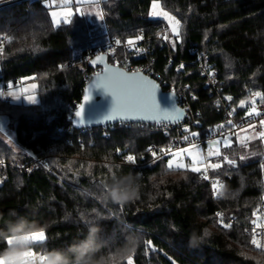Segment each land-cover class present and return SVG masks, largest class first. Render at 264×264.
I'll use <instances>...</instances> for the list:
<instances>
[{"label": "trees", "instance_id": "trees-1", "mask_svg": "<svg viewBox=\"0 0 264 264\" xmlns=\"http://www.w3.org/2000/svg\"><path fill=\"white\" fill-rule=\"evenodd\" d=\"M158 1L182 23L172 66H167L166 50L157 40L168 28L149 17L153 0H105L99 24L74 17L54 26L49 8L38 0L0 8V85L34 83L39 98L32 105L0 99V228L23 217L43 229L45 240L32 248L37 254L83 240L87 225L97 223L108 242L98 255L122 247L129 235L139 238L131 253L133 264H264V254L251 246L245 231L255 219L253 213L264 212L260 138L246 147L238 138L231 139V146L221 149L222 156L212 159L222 162L228 155L236 161L235 166L225 163L212 170L224 185L214 199L199 173L165 172L168 156L149 164L151 144L159 149L169 145L152 124H117L85 132L73 127L85 76L92 71L82 55L106 42L108 35L121 42L139 33L152 39L155 70L164 81L188 87L192 118L200 124L189 130L201 138L225 117L202 88L199 73L191 66L178 70L181 62L214 64L239 118L253 99L264 101V0ZM131 56L119 53L120 58ZM108 62L114 64L110 55ZM257 91L262 97H253ZM190 119L191 114L187 122ZM5 134L12 136L18 150ZM130 154L136 157L134 164L125 159ZM129 173L139 175L135 198L124 203L106 199L104 185L113 175ZM217 213L225 224L233 219L232 226L224 228ZM5 247L0 242V251Z\"/></svg>", "mask_w": 264, "mask_h": 264}, {"label": "snow or ice", "instance_id": "snow-or-ice-1", "mask_svg": "<svg viewBox=\"0 0 264 264\" xmlns=\"http://www.w3.org/2000/svg\"><path fill=\"white\" fill-rule=\"evenodd\" d=\"M86 2V0H75V3L82 4ZM73 3V0H62L61 3H57V0H51V3L46 4L45 6L54 9L50 11V16L52 18V24L54 26H59L61 23H70L69 17L73 14L71 8L68 6ZM79 10V9H78ZM99 18L103 19V13H97ZM151 15L153 17H163L167 20L170 31L174 37L179 38L180 35V27L181 21L177 19L175 16L170 15L167 11H162L160 9V4L158 0H153L152 3V12ZM143 39L142 35H138L134 38H129L126 41V44L132 48H136V42ZM164 40H168L169 36L165 33L162 37ZM121 41L117 40L116 44H120ZM137 51L140 49L136 48ZM92 64H104V56L98 55L95 59L91 61ZM183 68V65L180 66ZM7 92L5 89H0V97L3 96H11L15 99H19V96H15L12 92L13 84L9 83L6 86ZM94 89H103L106 94H110L113 98V103L111 106L110 112L103 118L105 121H113L116 119H143L156 120L159 115H163L165 120L174 121L179 116V109L175 107V104L172 105L170 109H162L161 105L156 97L155 89L156 85L144 77L140 76L138 73H133L132 75H128L115 67L104 66L101 73H98L96 79L90 85V88L87 90V94L84 97V103L80 105V107L75 111L74 115L77 123H83V114L85 111V104H87L92 99V92ZM253 97H262V93L257 91L252 93ZM173 99L174 96L170 95ZM228 100H231V97H227ZM29 103H36V99L34 97H28ZM239 107H245V101H241ZM234 111V110H233ZM232 113H229L231 115ZM246 117L253 116H261V112L256 107V102L253 99L251 102V107L245 113ZM248 124V128H241L240 132H246L248 129H255V124L251 121H246ZM261 126H264V118L259 121ZM228 125L231 126L229 130V134L226 136L223 132H221V138L212 140L209 145L207 152H205L198 148L196 144L190 142V138H194L198 135L196 132L190 131L188 128L184 129V132L187 135L182 136V140L184 142H188L189 146L187 147H177L175 150L172 148L159 149V156L156 151H152V156L154 160L160 159L162 156H168L167 164L165 166L164 171H179V170H190L195 173L201 174L204 180H208V172L209 170L220 169L223 164H228L230 166H235V159H229L228 155H223L222 162H212L213 157H221L222 152L220 151V145L223 144L225 147L231 146L230 136L235 134L238 137V140L241 144L247 146L245 140H251L255 138H260L264 140V131H260L255 133V135L248 136L245 138H240L239 133H233L231 129L237 128L236 125L232 123L231 120L228 121ZM225 126L220 125L218 129H223ZM2 131V129H0ZM187 157L189 163L186 165L184 163V158ZM125 159L130 163L136 162V157L134 155H127ZM241 160L245 159L244 156L240 157ZM264 167V165H262ZM114 177V175H113ZM163 181H161L162 183ZM219 181H213L212 187L214 194H217ZM217 216L220 217V224L224 228H230L232 225L223 223V215L221 213H217ZM253 216L255 219L251 220L252 228H251V240L250 244L254 247L255 250H258L261 254H264V214L260 213V210L257 209ZM247 232L248 229H245ZM23 240H32L35 243H40L45 240L44 230H37L30 232L29 234L21 237ZM8 243H12V238L8 239ZM147 246H151V241L147 242ZM44 256L37 255L35 252L28 251L23 254V260L25 264L28 261L34 262V264H40L44 260ZM127 264H133L132 256L129 255L127 257ZM0 264H5L3 259H0Z\"/></svg>", "mask_w": 264, "mask_h": 264}, {"label": "built area", "instance_id": "built-area-1", "mask_svg": "<svg viewBox=\"0 0 264 264\" xmlns=\"http://www.w3.org/2000/svg\"><path fill=\"white\" fill-rule=\"evenodd\" d=\"M23 1H35V0H0V8L10 6L19 2ZM42 1V0H38ZM107 29V34H109V29ZM167 33V29L164 28L161 32L160 36L158 37V42L166 50V55L168 58L167 66H172L174 63V58L177 53L176 50V42L172 39L164 40L162 39L163 35ZM168 34V33H167ZM138 35H142L143 39L136 42V48L140 49V51H137L136 48H132L126 44V42H121L120 44H116L117 40H113L109 35L107 36L108 39L106 43L98 44L92 48H89L85 51V53L82 55V61L85 64H89L91 60H93L98 55L105 54L107 57L110 55L111 58L114 61L113 65L119 66L123 69H125L128 72H143L147 76L155 79L162 89L166 92H174L177 95L178 103L179 105L187 112V118L185 121L181 123H166V124H152L153 130L157 133L163 134V136L167 139H169V145L168 148H172L175 150L177 147H187L189 146L188 142H184L182 140V136L187 135V133L184 132L185 128L189 129V126L196 125L197 127L200 126V124L195 121L192 116L193 112L191 109V98L188 94V87H181L176 86L173 83H168L167 81H164L156 72L155 70V61L153 59L154 54V47L153 42L151 38L145 37L142 33H139ZM119 51H126L132 53L131 57H125L120 58L118 56ZM192 53H196L195 49H192ZM183 65V68L180 66ZM193 67L195 71L199 73V75L203 78V86L202 88L209 92L210 97L212 98L213 104L216 107L217 111L220 113H223L225 120L222 125L225 127L223 129L213 130L211 133H208L205 137L201 138L199 137V133L196 137L190 138V142L197 145L198 148H205L212 140L221 138V132H223L226 136L229 134V130L231 128L230 125H228V121L231 120L234 125L237 126L235 129H231L233 133H239L240 138L248 137L249 135L244 134V132H240L241 128H248V124L246 121H251L255 124V129H248L250 130V133H258L260 131H264V126H261L259 121L260 119L264 118V101L256 102L257 109L261 112V116H253V117H246L243 115L241 118L237 117L236 113L231 110V104L230 100L227 99V97H230L229 92H226L220 81H219V74L216 70V66L212 63L210 64H187L186 62H181L178 66V70H183L186 67ZM98 73H101V68H92V71H90L85 76V82L86 84ZM251 107L250 105L247 106L246 112ZM78 108V106H77ZM75 109V111L77 110ZM72 116V120H74V113ZM229 113H232L229 115ZM189 114H191V119L189 122H187V119L189 118ZM68 120H71V117H69ZM91 130L93 128H87L82 129L81 131L85 132L87 130ZM218 129V127H217ZM106 131V130H105ZM197 133V132H196ZM238 138L237 135L233 134L230 136V139ZM252 140V139H251ZM251 140H245L246 144H249ZM156 151L159 154V148L156 144H151L149 147V153L152 155V151ZM167 156H162L161 158H164ZM160 158V159H161ZM159 160V159H158ZM158 160H154V157L152 156V160L149 161V164L155 163ZM199 176L202 178L201 174ZM209 179L206 180L209 184L212 197L216 199L224 189L223 181L221 179L215 178L212 175V170H209L208 172ZM204 180V179H203ZM213 181H219L218 185V191L217 194H214L213 191ZM261 214H264V212H260ZM230 223H233V219L230 220ZM251 228L252 224L248 227V234L251 236Z\"/></svg>", "mask_w": 264, "mask_h": 264}, {"label": "clouds", "instance_id": "clouds-1", "mask_svg": "<svg viewBox=\"0 0 264 264\" xmlns=\"http://www.w3.org/2000/svg\"><path fill=\"white\" fill-rule=\"evenodd\" d=\"M138 179L139 175L132 173L127 176L114 175L110 183L104 185L103 195L116 203L131 200L136 196ZM87 227L88 235L83 240L67 248L44 250L42 255L45 258L40 264H122L140 242L136 235H129L125 238L122 247H116L106 255H98L102 248L108 246V242L100 236L102 229L99 224L89 223ZM33 231H37L36 226L23 217L7 221L5 227L0 228V242L6 244V247L0 251V259H3L5 264H25L23 253L32 249L35 242L30 239L23 240L21 237ZM9 237L12 238L11 244L8 243ZM192 243H196L195 237ZM27 264H34V262L28 261Z\"/></svg>", "mask_w": 264, "mask_h": 264}, {"label": "water", "instance_id": "water-1", "mask_svg": "<svg viewBox=\"0 0 264 264\" xmlns=\"http://www.w3.org/2000/svg\"><path fill=\"white\" fill-rule=\"evenodd\" d=\"M102 55L104 56V64L94 65L91 63V61H92L91 60L89 62V66L93 69L100 67L101 72H102L104 66L107 65L108 67H115V68L119 69L120 71H122L128 75H132L133 73H138L140 76L144 77L145 79H147L149 81H152L156 85L155 94H156V97H157V99L161 105V108L162 109H170L172 107V105L175 104V107L180 110L179 116L174 121L165 120L163 115H159L156 120H153V119L143 120V119L137 118V119H116L113 121H105L103 118L110 112L111 106L113 103V98L110 94H106L103 89H94L92 92V99L87 104H85V111L83 114L84 122L83 123H77L76 118L74 116V120H73L74 129L82 130V129H87V128L114 126L117 124H166V123L175 124V123H181V122L186 120L187 112L179 105L176 93L164 91L162 89V87L160 86V84L155 79L147 76L143 72H140V71L128 72L119 66L110 64L108 62L107 55H105V54H102ZM96 76L97 75H95L85 85L83 96H82V99H81V102H80L78 108L80 107V105L82 103H84V97L87 94V90L90 88V85L92 84V82L96 79ZM170 95L174 96V99ZM215 130H217V127L215 128ZM151 247L153 248V245H151ZM153 250L155 251L154 248H153Z\"/></svg>", "mask_w": 264, "mask_h": 264}, {"label": "rangeland", "instance_id": "rangeland-1", "mask_svg": "<svg viewBox=\"0 0 264 264\" xmlns=\"http://www.w3.org/2000/svg\"><path fill=\"white\" fill-rule=\"evenodd\" d=\"M103 1H105V0H86V2H84L82 4H77V3H75V0H73V3H71L68 6L69 8H71V11L73 13L69 17V20L71 21L74 17H84V18H87L90 21H93V22L99 24L101 21L104 20V13L102 11V3H103ZM61 2H62V0H57V3L58 4L61 3ZM42 3L45 6L46 4L51 3V0H42ZM159 4H160V9L162 11H167V10L163 9V7L161 6V3L160 2H159ZM46 8H48V7H46ZM49 10L52 11L54 9H50L49 8ZM151 12H152V5H151L150 11H149V17L151 19H154V20H162L165 23V25L167 26V28H168L167 33H168L169 38L172 39V40H174L176 43L180 42V40H181L182 23H181V27H180V35H179V38L174 37L172 35L171 31H170V26H169L167 20H165L163 17H153L151 15ZM167 12L170 15H173L177 19H179L175 14H173V13H171L169 11H167ZM97 13H103V19L102 20L99 18V16L97 15ZM51 20H52V18H51ZM105 31L107 32V29H105ZM107 39H108V37H107ZM104 43H106V42H104ZM120 52L121 51L118 52V56H119V53ZM3 88L5 89V92L8 91L7 88H5L4 86L0 85V89H3ZM36 88H37V85L34 84V83H25V84H22L19 87H16V88H13L12 89V92L15 94V96H19L20 97L19 99H15L14 97H11V96H3V97H0V99H7V100H9L10 102H12L14 104H25V105L37 104V103H39V98H38L37 94L35 93ZM29 96L34 97L36 99V103H29V101H28V97ZM248 105H250V104H248ZM244 134L249 135V136L255 135L254 133H250V130H247L246 132H244ZM5 137L7 138L8 142L11 144V146H13V148H15L16 150H18L17 145L15 144V141L12 138V136L10 134H5ZM262 144H263V147H264V140H262ZM208 145L205 148H200V149H202L205 152V154L207 152ZM222 148H226V147L223 144H221L220 145V151H221ZM213 158H215V157H213ZM184 163L186 165L189 163V160H188L187 157L184 158ZM31 250L32 249H28L25 252H28V251H31ZM37 255H41V254H37Z\"/></svg>", "mask_w": 264, "mask_h": 264}]
</instances>
